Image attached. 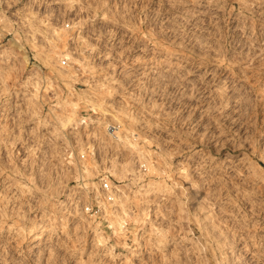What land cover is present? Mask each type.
Here are the masks:
<instances>
[{
  "label": "rangeland",
  "instance_id": "obj_1",
  "mask_svg": "<svg viewBox=\"0 0 264 264\" xmlns=\"http://www.w3.org/2000/svg\"><path fill=\"white\" fill-rule=\"evenodd\" d=\"M3 48L0 264H264V0H0Z\"/></svg>",
  "mask_w": 264,
  "mask_h": 264
},
{
  "label": "bare ground",
  "instance_id": "obj_2",
  "mask_svg": "<svg viewBox=\"0 0 264 264\" xmlns=\"http://www.w3.org/2000/svg\"><path fill=\"white\" fill-rule=\"evenodd\" d=\"M66 50L67 51L64 54L65 56H67L68 58H71L72 60L74 59L75 61H78V59L75 56H73V50H70L68 48ZM7 51H8L7 49L3 48V49L0 50V53H6ZM58 55H59V53H57V55H56L53 51L52 52L51 51L50 52H42L41 51V52L36 54L38 59L43 60L45 62H53V59L56 62L57 58H58ZM58 71L60 72L61 75H64V76L68 75L69 76V72H65V70H63V69H58ZM81 101L89 102L92 105L93 109H97L98 108V105H97V103L95 101H90L88 99H85L83 96L82 97L78 96V97H75V98H69V96H67V97H62L61 96L57 100L56 104H71L72 107H73V112H71L65 118H60V122L64 126L66 124H72L73 125L75 123V124L79 125L81 123H84L85 119H82L81 117H77V115H76L77 109L79 108V105H80ZM119 122H122V121L120 120ZM77 161L84 168V169H82L81 166H79L78 163H76L77 165L75 164L76 165V169H78L77 170V176H76V181L78 182L77 185H79V187L82 188L81 189V193H83V196L84 195L86 196V194L88 193V190H89L88 185L91 184L92 188L93 187H98L99 186L98 185V181H93L94 173L89 168V166H87L86 162H84L83 160H77ZM132 166H133V163L130 162V161L119 162L117 158H113V161L111 162L110 167H108V170L111 171V173L113 175H115V176H117L119 178L118 181H121L122 178L127 177L128 171H130L132 169ZM28 179L30 180V182H33V180L35 178H33L32 176H28ZM88 180H91V181H88ZM26 186L28 188H31L28 185H26ZM83 198H85V197H83ZM100 201L104 202V200H102L101 198H100ZM123 201H124L123 195L119 191L116 190L115 191V200L110 202V203L113 204V205L120 204V205L123 206L124 205ZM87 203H89V202H87ZM104 206L108 207L106 202H105ZM102 211H103V208H102ZM81 213L83 215L82 217L87 219L85 217L86 213L83 214V211H81ZM104 215L105 214H103V216ZM92 216L94 217V215H92ZM105 216H107V215H105ZM117 218H118V214H116V213L113 214V212L110 214V220H111L112 223L117 221ZM94 221L95 220L93 219L92 222H94Z\"/></svg>",
  "mask_w": 264,
  "mask_h": 264
},
{
  "label": "built area",
  "instance_id": "obj_3",
  "mask_svg": "<svg viewBox=\"0 0 264 264\" xmlns=\"http://www.w3.org/2000/svg\"><path fill=\"white\" fill-rule=\"evenodd\" d=\"M63 64H67V62H63ZM103 177L101 178L100 182L98 183V187H93L91 191L88 190L86 196L89 198H93L95 201H90L89 204L86 205L88 210L92 212L99 213L102 208H105V202L110 203L115 200V188L111 185L109 178ZM99 197V198H98ZM100 198L104 200V202L100 201ZM108 201V202H107ZM94 202V203H93ZM104 203V204H103ZM97 206V208H95Z\"/></svg>",
  "mask_w": 264,
  "mask_h": 264
}]
</instances>
